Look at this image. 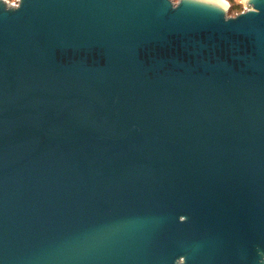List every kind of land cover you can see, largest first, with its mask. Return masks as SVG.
<instances>
[{"label": "water", "instance_id": "water-1", "mask_svg": "<svg viewBox=\"0 0 264 264\" xmlns=\"http://www.w3.org/2000/svg\"><path fill=\"white\" fill-rule=\"evenodd\" d=\"M218 1L0 0V264H264V0Z\"/></svg>", "mask_w": 264, "mask_h": 264}, {"label": "trees", "instance_id": "trees-1", "mask_svg": "<svg viewBox=\"0 0 264 264\" xmlns=\"http://www.w3.org/2000/svg\"><path fill=\"white\" fill-rule=\"evenodd\" d=\"M229 1L232 2L229 9L230 14H235L241 9L242 6L239 3H237L235 0H229Z\"/></svg>", "mask_w": 264, "mask_h": 264}, {"label": "built area", "instance_id": "built-area-1", "mask_svg": "<svg viewBox=\"0 0 264 264\" xmlns=\"http://www.w3.org/2000/svg\"><path fill=\"white\" fill-rule=\"evenodd\" d=\"M237 3H239L242 7H241V9H240V11H238V12H236L235 13V15L236 14H238V13H240V12H242V11H245V10H248V9H250L251 7H250V4H246L245 5V2H244V0H235ZM16 5V4H15ZM18 5V4H17Z\"/></svg>", "mask_w": 264, "mask_h": 264}, {"label": "rangeland", "instance_id": "rangeland-1", "mask_svg": "<svg viewBox=\"0 0 264 264\" xmlns=\"http://www.w3.org/2000/svg\"><path fill=\"white\" fill-rule=\"evenodd\" d=\"M10 3L9 4H13V5H17L19 3V0H8ZM230 5L232 4V2H230L229 0H226ZM240 11V10H239ZM228 15H235V14H230V12H228Z\"/></svg>", "mask_w": 264, "mask_h": 264}, {"label": "bare ground", "instance_id": "bare-ground-1", "mask_svg": "<svg viewBox=\"0 0 264 264\" xmlns=\"http://www.w3.org/2000/svg\"><path fill=\"white\" fill-rule=\"evenodd\" d=\"M213 1H216V0H213ZM219 1H220V0H219ZM219 1H218V2H219ZM221 4H222V5H225L226 3H224V2L221 1ZM250 7H251V5H250Z\"/></svg>", "mask_w": 264, "mask_h": 264}, {"label": "crops", "instance_id": "crops-1", "mask_svg": "<svg viewBox=\"0 0 264 264\" xmlns=\"http://www.w3.org/2000/svg\"><path fill=\"white\" fill-rule=\"evenodd\" d=\"M223 1V0H222Z\"/></svg>", "mask_w": 264, "mask_h": 264}]
</instances>
